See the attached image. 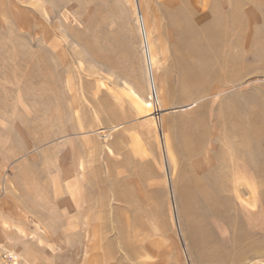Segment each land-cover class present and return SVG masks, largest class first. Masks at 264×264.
Returning <instances> with one entry per match:
<instances>
[{"label": "rangeland", "instance_id": "374dc122", "mask_svg": "<svg viewBox=\"0 0 264 264\" xmlns=\"http://www.w3.org/2000/svg\"><path fill=\"white\" fill-rule=\"evenodd\" d=\"M260 2L0 0V264H264Z\"/></svg>", "mask_w": 264, "mask_h": 264}, {"label": "bare ground", "instance_id": "6f19581e", "mask_svg": "<svg viewBox=\"0 0 264 264\" xmlns=\"http://www.w3.org/2000/svg\"><path fill=\"white\" fill-rule=\"evenodd\" d=\"M261 0H252V2H260ZM264 1V0H263ZM251 2V1H250ZM261 3V2H260ZM239 8V2H237V4L235 5V10L230 13V15L226 18H222L221 20L219 18H217L218 20H220V22L218 23L219 27H214V30H209V32H211V35H217L219 34V36L226 42V44L230 45L231 50L233 51L230 57V60H226L225 64L228 66H233V68H236V65L239 62V56L236 54V47L238 46L237 44V28H238V21H239V17H238V10L236 9ZM218 16V15H217ZM221 16V15H220ZM216 17V16H215ZM258 16H256L257 18ZM215 19V18H214ZM258 19V18H257ZM217 20V21H218ZM259 20V19H258ZM138 24H139V28H140V32L142 35V43L144 45V47L146 48V50L144 51V55H145V62H146V68L148 71V77H149V84H150V90H151V95H150V102H147L144 105V109L145 111L153 116V119L158 121L159 124H161V111L160 110V100H159V96H158V90H157V86L155 83V80L153 78L154 75V68L157 66L158 60L156 58V56H154L152 54V52L150 51L149 48V42H148V37H147V33H146V22L144 17L139 13L138 15ZM184 24V23H183ZM214 26H216V23H213ZM186 28V27H184ZM211 28H213V26H211ZM187 29V28H186ZM185 31V30H184ZM187 31V30H186ZM183 32V31H182ZM229 47V49H230ZM204 48V47H203ZM193 49V48H192ZM195 51L200 53L202 51V45L199 43H197V45L195 46ZM182 55V54H181ZM202 55V54H201ZM200 55V56H201ZM205 59V58H204ZM209 60V59H207ZM228 61V62H227ZM238 66V65H237ZM206 76V75H205ZM235 77V76H234ZM235 79V78H234ZM233 112V111H232ZM231 114V112H230ZM158 122H155L158 124ZM158 124V125H159ZM260 125V124H259ZM162 126V125H161ZM251 126V125H250ZM263 127V125H262ZM264 128V127H263ZM262 129V128H261ZM264 130V129H263ZM160 131V130H159ZM251 131V130H250ZM252 132V131H251ZM161 133H162V128H161ZM263 133V132H262ZM258 134V133H257ZM264 135V134H263ZM243 139L245 140L243 143V146L246 147L249 145V142L247 139H249V133H244L243 135ZM259 136V134H258ZM261 136V135H260ZM242 139V141H243ZM255 141V140H254ZM254 143V142H253ZM260 143V142H259ZM260 147V146H259ZM239 156V155H238ZM253 159V158H252ZM258 162V161H257ZM244 169V168H243ZM205 191V190H204ZM208 193V191H207ZM210 194V193H209ZM208 199H212V197L210 198V196L207 194ZM249 204V203H248ZM217 205V204H216ZM255 205V204H254ZM254 209V208H253ZM1 247V245H0Z\"/></svg>", "mask_w": 264, "mask_h": 264}]
</instances>
